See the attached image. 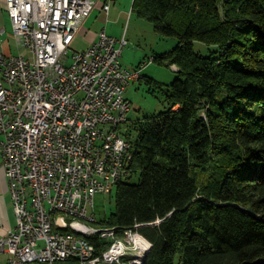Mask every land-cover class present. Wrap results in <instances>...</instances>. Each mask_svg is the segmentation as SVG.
<instances>
[{
    "label": "trees",
    "instance_id": "obj_1",
    "mask_svg": "<svg viewBox=\"0 0 264 264\" xmlns=\"http://www.w3.org/2000/svg\"><path fill=\"white\" fill-rule=\"evenodd\" d=\"M131 12L177 40L153 59L178 76L142 79L167 109L127 119L132 175L97 224H142V264H264V0H134Z\"/></svg>",
    "mask_w": 264,
    "mask_h": 264
},
{
    "label": "built area",
    "instance_id": "obj_2",
    "mask_svg": "<svg viewBox=\"0 0 264 264\" xmlns=\"http://www.w3.org/2000/svg\"><path fill=\"white\" fill-rule=\"evenodd\" d=\"M114 0H5L13 36L26 56L0 51V165L14 226L0 238L9 264H110L138 245L151 249L142 224L117 232L99 226L94 199L131 177L132 143L123 133L131 104L127 87L140 77L121 65L127 46L103 29L86 50L71 52L81 25L98 4ZM94 232L108 247L98 252Z\"/></svg>",
    "mask_w": 264,
    "mask_h": 264
},
{
    "label": "rangeland",
    "instance_id": "obj_3",
    "mask_svg": "<svg viewBox=\"0 0 264 264\" xmlns=\"http://www.w3.org/2000/svg\"><path fill=\"white\" fill-rule=\"evenodd\" d=\"M121 1H119V4H121ZM133 1L130 3L129 0V3L123 6L126 12L121 16L122 24L120 27L116 26L114 30L119 37H122L124 34L128 43L122 51L123 57L121 55L120 61L122 67L131 72L140 71V77L127 87L125 93L126 98L131 104V110L127 119H130L134 124L138 119L141 120L145 116L156 115L167 109L164 96L157 91H151L149 86L142 82L144 76L151 78L158 84L168 87L178 76V69L175 66H160L154 62V55H161L172 50L176 46L177 40L158 36L149 21L139 18L136 14H132ZM200 47V44L196 43L194 50L199 51ZM70 51L75 52L72 51L71 46ZM135 65L136 67H134ZM127 130V127H125L124 131L127 132ZM130 182L137 183L138 177L132 178ZM114 191L115 187L113 188L112 195L98 194L95 196L94 217L98 222L108 220L112 213H114Z\"/></svg>",
    "mask_w": 264,
    "mask_h": 264
},
{
    "label": "crops",
    "instance_id": "obj_4",
    "mask_svg": "<svg viewBox=\"0 0 264 264\" xmlns=\"http://www.w3.org/2000/svg\"><path fill=\"white\" fill-rule=\"evenodd\" d=\"M119 1L120 0H114L109 16L102 11L101 4L97 5L91 15L84 21L79 33L75 36L71 45L72 51L80 52L88 48L96 41L97 34L103 29L109 36L116 39L121 37L115 33L114 29L116 26L120 27L122 24L121 16L126 12L123 6L129 3V0H122L121 4H119ZM132 1L133 0H130V3H132ZM0 51L7 56L27 55L26 50L19 46L17 40L13 36L11 23L6 13L5 0H0ZM134 67H136V65ZM13 226L14 213L9 198L8 184L3 176V170L0 165V238L6 235ZM8 260L9 257L6 253H0V264H9Z\"/></svg>",
    "mask_w": 264,
    "mask_h": 264
},
{
    "label": "bare ground",
    "instance_id": "obj_5",
    "mask_svg": "<svg viewBox=\"0 0 264 264\" xmlns=\"http://www.w3.org/2000/svg\"><path fill=\"white\" fill-rule=\"evenodd\" d=\"M133 160V154H126L125 167H130ZM120 182H112L111 191ZM94 236L101 238V232H94ZM117 248L125 250V253L118 259V256H110V264H134L138 258V245L128 246L126 241H117Z\"/></svg>",
    "mask_w": 264,
    "mask_h": 264
}]
</instances>
